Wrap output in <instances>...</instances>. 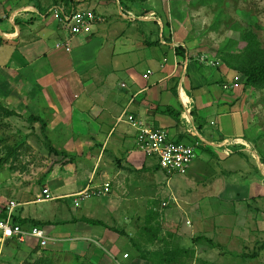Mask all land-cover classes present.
<instances>
[{"label":"rangeland","instance_id":"obj_1","mask_svg":"<svg viewBox=\"0 0 264 264\" xmlns=\"http://www.w3.org/2000/svg\"><path fill=\"white\" fill-rule=\"evenodd\" d=\"M55 3H73L76 6L85 3L79 8L104 10V21L93 27L97 44L91 52L96 55L98 50L99 54L93 61L91 58L90 63L113 70L114 77L119 78L117 82L141 79L142 72L149 65L146 59H159L163 46L151 44L159 40V33H164L166 39L185 43L189 46V72L190 64L199 74L209 76L212 72L211 78L217 76V79L212 82L207 76V79L203 78L207 83H214L206 89L217 94L220 87L230 96L228 107L224 108L227 110L215 114L216 118L210 120L213 125L208 124L209 120L202 123L197 118L202 126L201 132L208 134L211 131L220 138H232L230 142L234 143H245L238 138L247 140L246 150L244 147V150L235 151L225 158L207 149L198 150L193 166L183 175L165 176L157 172L160 177L155 180L154 188L143 193L148 199L139 204L137 215L129 216L127 221L121 222L116 213L110 218V213L97 215L103 223L106 222L102 225L119 239L114 242L119 253L127 252L129 259L139 258V252L133 247L135 243L142 252L164 247L187 250L180 264H264V247L259 249L264 245V90L246 86L244 77L237 72L233 73L230 82L219 78L216 73L225 70L221 62L214 67H206L196 59L203 53L209 58L220 59L217 51L229 43L230 37L238 43V31L245 28L257 33L260 44L264 46V0H0V51H6L4 33L11 19L14 18L17 25L16 18L22 12L28 20L18 23L20 27L41 21L44 27L55 25L51 16L36 20L32 16L35 11L31 13L27 8L35 5L41 14ZM119 9L122 14H119ZM127 10L131 13H126ZM151 17L160 18L161 24ZM48 41L51 46L53 40ZM72 41L71 45L75 46V40ZM175 54L178 65L184 68V53L175 48ZM101 55L105 56V61L99 60ZM88 62L82 60L79 66ZM215 83H219V87ZM10 89L6 83V66L0 67V102L15 113L8 117L0 114V212L9 201H14L18 203L13 213L15 216L23 207L26 215L40 214V218L48 219L45 222H64L63 225L73 222L72 217L85 213L86 202L75 207L73 194L64 200L37 199L41 190L47 188L46 182L55 166L84 161L81 151L63 148L67 138L70 146H77L90 143V137L58 134L50 136L51 141L46 140V123L43 121L45 126L41 128L40 122L32 119L34 116L40 118L36 114L40 103L35 101L36 105L31 104L22 95H10ZM115 89L117 91V87ZM154 107L150 111L162 118L154 112ZM150 111L148 114L152 113ZM192 111L194 117L197 116V108ZM151 118L149 121L153 122ZM123 119L124 115L119 118ZM165 121L164 118V125H161L168 130L172 123L171 133L176 136L178 125L175 121H167L166 125ZM47 144L54 151H49ZM95 146L101 147V144L96 143ZM138 180L146 183L149 179L140 173ZM56 210L60 211L62 218L51 215ZM146 223L156 231L152 241L146 240L149 237L143 230ZM55 239L52 238L54 241L43 248L31 244L30 250L23 249L24 244L16 240H8L0 245V264H89L82 256L49 252L47 248L51 242L59 243ZM37 250L38 254L33 253ZM100 250L115 255H110L113 261L118 260L115 250L108 247Z\"/></svg>","mask_w":264,"mask_h":264},{"label":"crops","instance_id":"obj_2","mask_svg":"<svg viewBox=\"0 0 264 264\" xmlns=\"http://www.w3.org/2000/svg\"><path fill=\"white\" fill-rule=\"evenodd\" d=\"M84 4L78 5L84 6ZM27 8L31 13L35 11L36 14L32 13V16L36 20L49 17L39 16L40 13L35 5ZM120 10H118L119 14H121ZM103 11V9H95L96 13L104 17ZM125 12L131 13L129 10ZM150 19L161 24L160 18L151 17ZM14 20L13 18L8 22L6 32H3L6 34V51L5 53L0 51V67L6 66V83H9L11 88L10 95H16V97L22 95V98L31 104L36 105L35 101L40 103L38 107L40 110L36 114L46 123L47 140L51 141L49 137L58 134L66 137L87 135L91 140L90 143L70 146V140L67 138L63 148L68 151H81L85 158L81 162L55 166L46 182L50 194L54 199L64 200L88 184L92 186L101 185L105 181L110 182L108 193L83 201L86 202L84 204L85 213L79 217H72L73 222L64 225V222L57 224L49 222L43 226L47 235L50 238H56L55 240L59 242L57 244L51 242L50 247L47 248L48 251L58 252L57 254L66 252L67 255L75 257L82 256L81 258H86L89 264H153L138 256L129 259L127 252L119 253L114 243L119 239L114 237L115 233L112 230L102 224L83 221V218H87L103 223L101 218L97 217L100 213H110L108 218L116 213L121 222L124 219L127 221L129 216L137 215L139 204L148 199L147 194L143 193L154 188L155 180L160 177L157 172L166 174L154 158L146 157L136 149L135 131L124 119L119 120V118L124 114H133L146 124L164 128L172 139L187 142L190 141V137L184 131L185 125L182 117L185 116V107L182 101L188 102L186 108L190 109L193 124L197 125L201 132L202 126L197 118L203 123L212 120L213 117L216 118L217 113H224V110H227L224 108L228 107V102H230L228 91L220 89L219 83H215L221 91L218 89L217 94L209 93L206 87L210 88L214 83H207L203 78L208 77L214 82L217 76L211 78L212 72L209 76L199 74L194 68L192 69V64H190L189 72L190 58L186 65L185 59L183 60L184 68L179 66L175 48L178 46L184 48L183 53L186 58L189 46L182 41L166 39V36L164 38V33H159L157 42L156 40L153 41L154 43L150 42L163 46L158 60L146 59L149 64L146 70L150 69L152 74L144 79L142 77L146 71L144 70L141 79L131 78L130 82L124 83L123 81L117 82L119 78L114 77L113 70H106L105 66L98 63V66L94 62L90 63V59L92 58L93 61L99 54L98 50L96 55L91 52L97 44V37L94 36L93 30L88 35L75 36L72 39L76 42L75 46H71L70 52H65L53 46V43L65 37V32L54 20L55 25L51 24L49 27H44L42 21L38 24L35 22V25L29 27H26L27 25L20 27L19 24L28 20L22 12L16 18L17 25L14 24ZM49 39L53 40L51 46L48 45ZM82 60L89 62L79 66ZM99 60L105 61V56L101 55ZM221 64L225 70L221 69V72L216 75L230 82L236 71L225 66L223 62ZM203 66L209 67L206 64ZM79 67L83 68L79 69ZM112 83H115L114 87L111 86ZM153 107L154 112L162 118L153 115L150 111ZM164 107L172 109V114L179 113L178 117L175 118L172 114L162 112L160 109ZM194 108H197L198 113L195 117L192 111ZM149 111L152 113L148 114ZM151 116L154 123L149 121L152 119ZM164 118L166 125L167 121H175L178 125L179 130L176 136L171 133L172 123L168 130L163 126ZM208 124L213 125L214 123L210 121ZM202 135L216 147L205 145L199 150L207 149L218 156L223 155L224 158L235 151L244 150L240 144L246 143L247 145V140L244 138H238V141L245 142H240L241 147H238L239 145H236L238 143L230 142L232 138H220L211 131L208 134L202 133ZM96 143L101 144V147L95 146ZM221 144H227V146L217 147ZM225 149L230 150V153L227 154ZM258 161L262 165L259 159ZM78 164L81 166L77 167ZM140 173L149 179L146 183L138 180ZM18 213L16 216L20 218L48 221V219L40 218V214L26 215L23 207L18 210ZM51 215L62 218L59 210L52 211ZM129 242L134 243L132 240ZM34 243L37 245L34 239H28L21 244H24L23 249L30 250L31 244ZM104 247L118 252L116 257L118 260L113 261L111 256L115 257V255L104 251L108 254L105 255L100 250ZM133 247L136 251V244H133ZM33 253L38 254L39 251H33ZM124 254H127V257H124Z\"/></svg>","mask_w":264,"mask_h":264},{"label":"built area","instance_id":"obj_3","mask_svg":"<svg viewBox=\"0 0 264 264\" xmlns=\"http://www.w3.org/2000/svg\"><path fill=\"white\" fill-rule=\"evenodd\" d=\"M39 16H51L61 27V30L65 32V37L54 43V48L65 52L71 51V41L75 36L90 34L96 24L104 21L103 16L96 13L93 9H80L73 3L67 6L53 4L44 13L39 14ZM188 59L189 56L187 55L185 65ZM196 59L208 66H217L220 63L218 59L209 58L204 53L196 56ZM164 61H166L165 58ZM151 74L152 71L148 69L142 74V77L147 79ZM182 103L185 107V116L182 117L185 125L184 131L190 137V141L187 142L172 139L164 128L146 124L142 119L133 114H124V120L135 131L136 149L143 153L144 156L154 158L160 169L168 176L185 174L202 146H215L206 140L200 132L199 127L193 124L190 117L191 111L189 108H186L188 102L184 103L182 101ZM240 145L245 148L247 147L246 144ZM222 146H227V144H221V146L217 147ZM225 151L227 154L230 153L228 149H225ZM109 191V181H105L101 185L91 186L88 184L85 188L72 195L74 197L73 205L78 207L81 202L92 197L104 195ZM52 199L54 197L50 194L49 189L45 187L41 190L37 201H49ZM16 206H18V203L9 201L2 210L5 215L0 218V245L11 239H16L19 243H25L28 239H34L37 241L38 246L41 248L45 247L52 239L47 235L43 227L23 228L14 223L13 213ZM124 257H127V254H124Z\"/></svg>","mask_w":264,"mask_h":264},{"label":"trees","instance_id":"obj_4","mask_svg":"<svg viewBox=\"0 0 264 264\" xmlns=\"http://www.w3.org/2000/svg\"><path fill=\"white\" fill-rule=\"evenodd\" d=\"M70 4L71 3H65L66 6ZM234 29L237 30L236 28ZM238 36V43L233 37H230L229 43L222 46L219 51H217V55L225 66L236 71L244 77V83L246 86L255 90H264V46L260 44L257 33H255L250 28L239 30ZM235 44L239 45V47H234ZM177 48L178 50H181V52H185V49L181 46H178ZM161 111L168 114H172L173 112V110L169 107H164L161 109ZM0 114L8 117L14 115L15 113L13 109L0 102ZM172 115L177 118L179 113H173ZM32 119L36 121L38 120L41 124V128L45 126L43 120L40 118L34 116ZM47 145L49 151H54L50 144ZM4 215V212L1 211L0 218H2ZM13 220L15 224H18L23 228H41L46 224H49V222L31 218H20L19 216H13ZM83 221L92 224H102L99 221L87 218H83ZM143 230H145V232L149 235L148 239H146L147 241H152L153 238L156 237L154 234L156 231L152 226H150L149 223H146ZM263 247L264 245H261L259 249ZM136 250L139 252L140 259L146 260L153 264H180L181 257L188 253V251L184 249L173 248L169 250L167 247L154 251L143 252L139 247H137ZM252 256H256V254H253Z\"/></svg>","mask_w":264,"mask_h":264}]
</instances>
